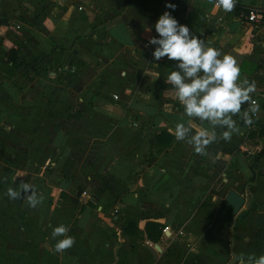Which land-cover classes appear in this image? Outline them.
Instances as JSON below:
<instances>
[{"label": "crops", "instance_id": "crops-1", "mask_svg": "<svg viewBox=\"0 0 264 264\" xmlns=\"http://www.w3.org/2000/svg\"><path fill=\"white\" fill-rule=\"evenodd\" d=\"M249 10L256 20L247 19ZM165 11L206 46L234 57L241 79L256 84L252 99L259 112L252 124L233 117L240 134L213 143L206 156L175 140V124L188 123L165 83L175 62L166 57L155 61V46L145 47L158 35L153 27ZM260 129L264 0H236L228 13L215 0H0V264H220L230 251L234 261L259 257L264 237L255 235L260 229L256 213L245 212L251 199L246 197L245 215L235 217L232 242L234 215L220 199L228 188L244 196L255 189L264 196V172L251 184L246 181L252 164L245 150L252 138L260 150ZM161 130L171 134L167 144L155 139ZM91 135L115 137L94 142ZM73 136L93 149L116 147L128 136L135 141L131 162L116 163L139 171L112 172L109 167L101 178L113 191L108 196L112 202L94 204V180L76 171L80 160L68 153L79 145L71 142ZM140 143L136 152L134 145ZM149 151L152 160H147ZM89 161L80 166L89 167ZM21 179L42 194L37 208L6 196ZM127 182L129 188L123 189ZM130 221L133 231L124 232ZM148 221L168 229L152 239L144 231ZM61 224L75 243L64 253H53L50 234Z\"/></svg>", "mask_w": 264, "mask_h": 264}, {"label": "clouds", "instance_id": "clouds-1", "mask_svg": "<svg viewBox=\"0 0 264 264\" xmlns=\"http://www.w3.org/2000/svg\"><path fill=\"white\" fill-rule=\"evenodd\" d=\"M235 5L236 0H215V6L225 13L233 11ZM168 7L174 8V5ZM154 28L158 35L150 37L145 47L155 46L151 54L155 61L166 57L175 62V70L168 74L165 83L171 85L176 100L183 107L181 119L188 120L187 124L176 123L172 134L177 142L191 146L195 154L206 156L213 143L220 139L230 142L234 134H240L241 129L233 117H241L245 126L252 124V117L259 112V104L252 99L256 84L241 79L234 57L206 46L169 12L159 16ZM245 104L248 108L242 111ZM194 121L201 126H196ZM205 124L207 127L202 126ZM5 194L10 200L26 201L32 209L43 202L42 194L23 179L17 187H9ZM68 232L69 228L63 224L54 227L50 235L55 244L49 251L64 253L70 249L75 239ZM239 264H264V254L250 255L247 262L241 257Z\"/></svg>", "mask_w": 264, "mask_h": 264}, {"label": "rangeland", "instance_id": "rangeland-1", "mask_svg": "<svg viewBox=\"0 0 264 264\" xmlns=\"http://www.w3.org/2000/svg\"><path fill=\"white\" fill-rule=\"evenodd\" d=\"M113 125H115V123H112V125H110V122H108V124H107V126H113ZM126 127H127V125H126ZM127 133H128V131H127ZM74 137L75 136H73V138L70 137L72 139V141H71L72 143L75 140ZM90 137H91L92 141L97 142V141H106V140H108L107 137H115V136H110V135L102 136L103 140H100L101 137L98 135H91ZM78 138H79V141H78V139H77V141L75 140L76 144L79 143V145L77 146V149L73 150V148L71 146V150L68 151V153H70L71 155H74L73 158L75 157L77 160H80L79 164L77 163L75 166V168L77 169L76 171H79V173H83L84 175H90L91 179L94 180V182L90 188V192L92 194L91 196L93 198L95 205L96 204L100 205L101 203H106V202H112L113 200L110 199L108 196H111L110 192H113V191H112V189L106 188L105 186L102 185L101 178L103 177V175L105 173H107V171L109 170V167H112V172H120V171L122 172L123 170H127L128 172H131L132 170L134 172L139 171V169L134 168V167H130V166H126V167L118 166V163L121 164L122 161H127L126 164H128V161L131 162L130 161L131 157H132L131 146L133 143H135V141H132L128 136V138L125 139L122 144H120L116 147L110 146L109 144H107V146L105 148L93 149L95 146L90 145L88 143L83 144L80 142V141H82L81 136ZM109 142L110 141L108 140L107 143H109ZM136 142H138V141L136 140ZM255 144H256V140H254L252 138L250 140V149H252L251 150L252 152H250L249 148L247 150H245V152L248 154V156H250L249 163L254 164L255 169H257L259 167L257 169L259 171L262 169V167L264 168V156L263 157L260 156L259 158L255 159L256 153H257V151L255 149V147H256ZM134 150L136 152H140L141 151V143L135 144ZM66 153H67V150L63 149L62 157H63V155H66ZM75 158H74V160H75ZM88 159H90V161H89L90 166L89 167L83 166V165L80 166L81 162L86 161ZM116 160L118 163H116ZM257 162H258V164H256ZM114 178L116 179L117 176H115ZM255 179H256L255 177L250 176L246 179V181L248 184H251L252 181H254ZM128 183H130V182L124 183L125 185H124L123 189L129 188ZM260 185L263 188L264 187V181ZM76 187L82 189L83 184L77 183ZM114 187H115V184H114ZM104 188H105V190H104ZM256 194L257 193H255V189H251V191L245 193V197H249L251 199V204L249 207L245 208V212H248L251 210V211H254L256 213L254 220L257 221V224H256L257 228H260V229L256 232L255 235H256L257 239L260 237H262L261 239H263V237H264V196L262 198H260V195L259 194L256 195ZM220 203H222L224 206H227L228 208H230L224 202L223 199H220ZM242 210H244V207ZM242 210L236 216L240 215V217H243L245 215V213H243L244 211H242ZM227 253L228 254L226 255V260L229 259V257H230V253L229 252H227ZM226 260L225 261L222 260L220 262V264H226V262H227Z\"/></svg>", "mask_w": 264, "mask_h": 264}, {"label": "trees", "instance_id": "trees-1", "mask_svg": "<svg viewBox=\"0 0 264 264\" xmlns=\"http://www.w3.org/2000/svg\"><path fill=\"white\" fill-rule=\"evenodd\" d=\"M11 58H12V56H11ZM258 133L260 135L264 134V130L260 129V130H258ZM170 138H171V134H169L168 132H165L164 130L159 131L158 134L155 135V139L158 142H160L161 144H167L168 141L170 140ZM262 151H264V144L262 145L260 150L256 153L255 159L258 158V156L260 155V153ZM154 157H155L154 153L152 151L151 152L149 151L147 154V160H152ZM250 169L252 171V177L260 175L264 172V171L256 170L254 167V164H252L250 166ZM134 225H135V223L130 221V222L126 223L125 225H123L122 229L124 232L131 233V231H133L132 227ZM162 227H163L162 224L157 222V221H148L144 225V231H145V234L147 235V237L155 239L156 235L161 232Z\"/></svg>", "mask_w": 264, "mask_h": 264}, {"label": "water", "instance_id": "water-1", "mask_svg": "<svg viewBox=\"0 0 264 264\" xmlns=\"http://www.w3.org/2000/svg\"><path fill=\"white\" fill-rule=\"evenodd\" d=\"M246 186L247 184H245V188ZM223 200L231 208V213L234 215V218L230 224V242H232V232L233 225L235 223V217L243 209L246 197L235 189L228 188L224 194ZM230 253L231 256L226 264H233L234 262L235 254L232 251H230Z\"/></svg>", "mask_w": 264, "mask_h": 264}, {"label": "built area", "instance_id": "built-area-1", "mask_svg": "<svg viewBox=\"0 0 264 264\" xmlns=\"http://www.w3.org/2000/svg\"><path fill=\"white\" fill-rule=\"evenodd\" d=\"M246 17H247L248 20H256L257 19V16H256V14H255V12L253 10H249ZM153 30L155 32V28L154 27H153ZM112 97H113V99H117V94L113 93ZM112 210L116 211L117 208L113 207ZM167 229H168V225L164 224V226L161 228L162 234H164V231H166ZM149 243H150V241H149ZM245 261L247 262V259H245ZM233 264H239V260L234 261Z\"/></svg>", "mask_w": 264, "mask_h": 264}]
</instances>
